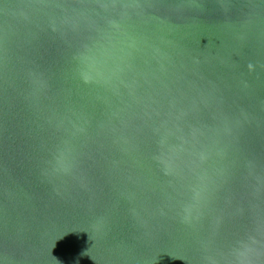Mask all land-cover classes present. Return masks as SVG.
<instances>
[{
    "label": "water",
    "instance_id": "water-1",
    "mask_svg": "<svg viewBox=\"0 0 264 264\" xmlns=\"http://www.w3.org/2000/svg\"><path fill=\"white\" fill-rule=\"evenodd\" d=\"M0 264H264V0H0Z\"/></svg>",
    "mask_w": 264,
    "mask_h": 264
}]
</instances>
